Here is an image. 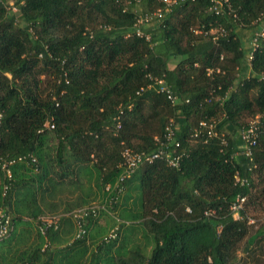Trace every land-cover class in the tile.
Segmentation results:
<instances>
[{
    "label": "trees",
    "instance_id": "1",
    "mask_svg": "<svg viewBox=\"0 0 264 264\" xmlns=\"http://www.w3.org/2000/svg\"><path fill=\"white\" fill-rule=\"evenodd\" d=\"M263 27L264 0H0V209L20 229L0 241V264H241V244L260 249L264 217L253 229L246 210L264 201ZM252 118L249 160L240 132ZM167 126L177 168L156 159L119 180L122 151L151 154ZM106 185L112 226L90 232L91 217L76 238L70 216L45 235L31 223L57 211L46 197L71 190L49 213L64 215L106 198Z\"/></svg>",
    "mask_w": 264,
    "mask_h": 264
},
{
    "label": "built area",
    "instance_id": "2",
    "mask_svg": "<svg viewBox=\"0 0 264 264\" xmlns=\"http://www.w3.org/2000/svg\"><path fill=\"white\" fill-rule=\"evenodd\" d=\"M165 3L169 4L170 0H163ZM14 10V9H13ZM161 17V12L158 10L155 13L151 15H141L138 17L136 25H143L148 24L152 19H159ZM136 34L139 36H142L143 33L139 30H136ZM264 37V27L260 29L255 34V38H263ZM253 39L252 41V49L254 50L256 45V39ZM249 59H251V55L249 56ZM158 85L160 86V89L158 92L164 93L168 100L174 101L175 97L171 94V92L162 85V82L159 81ZM116 127L120 128V122L118 121V117L116 118ZM258 119L256 118V121L252 122L249 127L242 130L240 132V139L242 141V147L240 151V155L248 158L249 160L252 158V148L255 146L257 142V138L259 135V127L257 126ZM201 126H206V124L201 123ZM46 127H49L48 124H46ZM51 127V126H50ZM209 131L207 135L212 136L214 135L213 132V126L209 125ZM199 131H195V136L197 135ZM221 144H225V139L223 137L221 138ZM174 148H170V147ZM176 148H178V143L174 141V132L171 126H167L165 128V140L163 142H160V145L158 149L151 154H144V153H134L129 149H124L121 153L122 156V162L120 163L119 167L122 169V173L120 175L119 180H123L125 178H128L131 174H133L137 169H139L140 166H142L144 163H151L152 161L156 159H163L166 161L167 165L170 167L177 168L178 161L180 159V154L176 152ZM7 177H10V172L6 171ZM235 181L240 184H244L243 181H241L238 177V175L235 176ZM114 189L122 191V188L120 186H115ZM105 192H107L108 196L104 198L103 203L95 202L89 206L79 208L76 210H73L72 212L64 215H58V214H43L38 217V223H39V230L40 232L45 235V232L48 228L52 227L54 230L58 228L59 221L61 219V216H70L74 224L77 228V235L78 237L85 236L88 231L86 230V224L88 219H91V221L97 219L99 217V214L101 211H105L106 213H109L107 210L108 205H111L116 201V196L111 195V192L114 191L111 189L109 185H106ZM245 203V197H237L235 201L230 205V211L232 213V216L234 219H239L240 217V211L243 209ZM13 230V225L11 218L5 214L4 212L0 211V241H3L7 239ZM116 231L117 228L112 229L107 237L106 240L115 238L116 237ZM47 245H44L46 247Z\"/></svg>",
    "mask_w": 264,
    "mask_h": 264
},
{
    "label": "rangeland",
    "instance_id": "3",
    "mask_svg": "<svg viewBox=\"0 0 264 264\" xmlns=\"http://www.w3.org/2000/svg\"><path fill=\"white\" fill-rule=\"evenodd\" d=\"M261 24H263V21ZM150 26L151 25H149V27ZM253 33H254L253 30L252 31L251 30L250 31L249 30H241L240 35H241L243 41L248 44V42L252 39ZM254 120H255V118H252V119H250V122H252ZM70 191L71 190L66 189L64 191V193H65L64 195H68ZM101 195H102V193H98L97 197L94 198L93 201H96L98 203H103L104 199L101 198ZM108 206H111V205H108ZM60 210L61 209H59L57 211L56 210L55 211H49L48 213H57ZM107 210L109 211V213H106L105 211H101L99 214V218L101 216H103V214H105L104 216L106 217V219L107 218L109 219L108 221H109L110 225L112 226V218H110L109 215H110V213L112 214L113 211L111 210L110 207H107ZM246 211H247V213H246L247 216H249L251 218L250 222H249L250 226H253V229H256L259 226V224L262 223V221H263L264 201L262 202V204H258V205L251 206V207L247 208ZM113 214H114V212H113ZM110 216H113V215H110ZM113 226H120V223L115 221V223H113ZM135 230H136L134 232L135 236H137V238L139 237L138 240H140L142 238V245L144 247V253L148 255L150 252V246L149 245L147 246L145 244L146 239L144 238V230H145L144 226L139 224ZM131 238H133V237H131ZM253 249L254 248H251L250 250H248L247 246H245V244H241L237 250V253H236L238 262H240L241 264L242 263L243 264H264V245H262L260 247V249H258L257 247H255L254 250Z\"/></svg>",
    "mask_w": 264,
    "mask_h": 264
},
{
    "label": "crops",
    "instance_id": "4",
    "mask_svg": "<svg viewBox=\"0 0 264 264\" xmlns=\"http://www.w3.org/2000/svg\"><path fill=\"white\" fill-rule=\"evenodd\" d=\"M252 41H253V39L251 40V41H249L248 42V44L246 45V48H248L249 49V47L252 49ZM248 58H249V56H248ZM179 59L177 58V57H174V58H172V61L169 63V67L170 68H173L174 66H175V63L178 61ZM211 71L212 70H208V73H211ZM249 74V73H248ZM64 197V195H55V196H49V197H46L45 198V204H46V207H45V210H53V209H57V210H59V209H62L63 208V206H62V204L63 203H61L60 202V199L61 198H63ZM63 200V199H62ZM95 203V202H94ZM54 204H56V207H54V206H52V205H54ZM0 211H2V212H4L2 209H0ZM46 214H49L48 212L46 213ZM115 214V213H114ZM110 215H113V212H112V214L110 213ZM116 215V214H115ZM9 216V215H8ZM10 217V216H9ZM11 218V217H10ZM12 221V220H11ZM106 217L103 215V216H101L100 218L98 217L97 219H95V220H93V221H91L90 223H89V225H88V227L90 228L89 229V231L90 232H92L93 231V229L95 228V226H99V227H106ZM32 224H33V226H34V228L36 227V226H38L39 227V223H36L35 221H33V222H31ZM12 225H13V222H12ZM67 226H65V227H63V229L64 230H66V231H69V230H71V229H69V228H66ZM72 231V230H71ZM70 231V232H71ZM14 232H17V233H19L20 232V229L19 228H16V227H14L13 226V230H12V233H11V235L6 239V240H11L12 239V237L14 236ZM69 232V233H70Z\"/></svg>",
    "mask_w": 264,
    "mask_h": 264
}]
</instances>
